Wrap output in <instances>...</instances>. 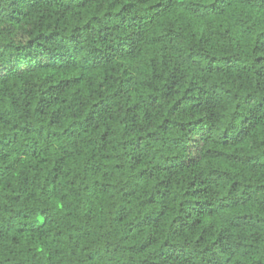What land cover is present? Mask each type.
<instances>
[{"label":"trees","instance_id":"1","mask_svg":"<svg viewBox=\"0 0 264 264\" xmlns=\"http://www.w3.org/2000/svg\"><path fill=\"white\" fill-rule=\"evenodd\" d=\"M0 264H264V0H0Z\"/></svg>","mask_w":264,"mask_h":264}]
</instances>
